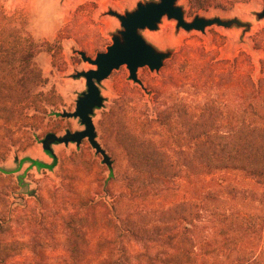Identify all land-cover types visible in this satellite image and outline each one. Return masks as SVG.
<instances>
[{
    "label": "rangeland",
    "instance_id": "1",
    "mask_svg": "<svg viewBox=\"0 0 264 264\" xmlns=\"http://www.w3.org/2000/svg\"><path fill=\"white\" fill-rule=\"evenodd\" d=\"M158 1L0 0V28L15 26L24 40L50 47L36 57L43 82L12 118L0 120V264H83L81 252L102 250L115 251L122 264H172L180 226L141 225L137 215L205 192L217 193L218 200L209 204L229 214L236 228L252 225L255 233L264 223V186L239 170L199 174L190 164V142L172 110V99L201 104L202 90L213 99L227 98L228 105L236 101L237 86L226 96L221 86L194 93L189 84L214 79V70L196 57L200 52L209 61L237 57L238 74L255 82L264 78V15L258 16L264 0H211L204 7L177 0L186 21L218 17L239 24L186 31L163 16L156 29H140L147 43L168 56L157 71L137 69L141 84L129 78L125 64L98 84L102 105L91 117L95 140L108 162L84 138L78 145L50 143L56 156L51 167L54 159L42 146L46 135L62 137L84 129L78 118L63 116L75 110L76 100L87 90L85 79L74 75L95 68L79 52L94 59L119 35L120 21L109 11L125 14L138 3ZM122 112L134 131L168 141L166 149L177 160L179 176L164 182L129 166L115 136ZM248 244L258 251L262 243L252 238ZM207 259L198 257L192 264H208ZM85 262L95 260L87 254Z\"/></svg>",
    "mask_w": 264,
    "mask_h": 264
},
{
    "label": "trees",
    "instance_id": "2",
    "mask_svg": "<svg viewBox=\"0 0 264 264\" xmlns=\"http://www.w3.org/2000/svg\"><path fill=\"white\" fill-rule=\"evenodd\" d=\"M210 1L191 0L197 7H204ZM49 48L48 43L24 40L15 26L0 28V120L12 118L17 106L43 82V72L36 57ZM196 57L214 70L212 77L216 82L206 78L200 79V83L189 84L194 93L202 88L209 90L221 86L226 96L237 86L238 95L230 105L227 98L213 99L203 90L205 97L201 104L192 106L181 99H172L175 119L190 142L191 166L205 175L239 170L264 186V78L255 82L250 76L238 74L240 62L237 57L209 61L205 52ZM178 81L182 83L180 79ZM117 118L115 136L132 169L164 182L180 175L177 160L166 149L167 140L157 142L134 131L123 112ZM138 126L143 130L142 123ZM41 166L45 165L41 163ZM218 198L217 193L205 192L196 199L144 210L138 213L137 221L141 225L157 222L180 226L175 232L176 251L173 253L177 260L172 264H192L198 257L209 258L208 264H264V223L257 229V238L252 225L236 228L229 214L215 211L209 204ZM204 220L206 223L201 224ZM252 238L262 243L258 251L248 244ZM87 254L95 260L94 264H122L115 251L110 250L81 252L83 264H87Z\"/></svg>",
    "mask_w": 264,
    "mask_h": 264
},
{
    "label": "water",
    "instance_id": "3",
    "mask_svg": "<svg viewBox=\"0 0 264 264\" xmlns=\"http://www.w3.org/2000/svg\"><path fill=\"white\" fill-rule=\"evenodd\" d=\"M177 0H159L158 2L138 3L136 9L125 14L109 11L110 15L117 17L120 21L122 30L118 36L113 37V43L109 45L106 51L99 52L95 58L87 56L80 51L79 55L83 61L95 66V68L86 71H78L74 76L85 79L87 90L76 100L75 110L70 113H63V116L76 117L84 125L81 131H67L64 136L60 137L55 133H49L42 140L43 149L49 153L55 165L56 156L50 148V143H69L75 142L77 145L82 139L86 138L89 144L95 148L97 153L104 157V162H108L105 151L95 140V126L91 114L95 107L102 105V97L98 84L108 77L110 72L121 65H126L129 71V78L134 82L141 84L137 77V69L147 66L151 71L159 70L168 56V53L156 51L143 37L139 34L140 29L148 28L154 30L157 23L163 16L176 21L177 28H183L186 31L198 30L204 31L207 26L216 24L228 27L234 23L239 24L235 19L222 20L218 17L204 18L195 16L191 21H186L183 10L176 5ZM264 15V6L258 16Z\"/></svg>",
    "mask_w": 264,
    "mask_h": 264
}]
</instances>
